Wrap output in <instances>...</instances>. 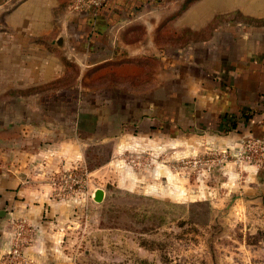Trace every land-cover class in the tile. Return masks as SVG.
Wrapping results in <instances>:
<instances>
[{
	"label": "crops",
	"instance_id": "0c3cea01",
	"mask_svg": "<svg viewBox=\"0 0 264 264\" xmlns=\"http://www.w3.org/2000/svg\"><path fill=\"white\" fill-rule=\"evenodd\" d=\"M69 3L0 0V264H9L18 221L26 227V243L13 264L67 261L56 224L64 212L48 174L77 161L82 144L45 133V127L49 104L67 105L73 97L79 104L87 75L111 74L132 91L145 90L139 93L145 102L133 104L132 122L150 127L152 133H142L147 137L201 136L210 149L218 143L231 152L248 137L264 136V0L192 3L184 25L211 26L219 15L218 28L183 47L175 46V29L160 35L153 29L165 19L162 10L175 3L108 0L95 16L72 13ZM197 10L204 15L198 20L192 14ZM135 26L141 31L131 38L128 31ZM69 89L78 94L69 97ZM111 101L113 107L120 104ZM80 111L74 110V137H83L84 122L90 121L92 133L84 135L99 139L105 117ZM250 166L264 188V162Z\"/></svg>",
	"mask_w": 264,
	"mask_h": 264
},
{
	"label": "rangeland",
	"instance_id": "374dc122",
	"mask_svg": "<svg viewBox=\"0 0 264 264\" xmlns=\"http://www.w3.org/2000/svg\"><path fill=\"white\" fill-rule=\"evenodd\" d=\"M196 1L164 0L175 8L162 10L168 16L154 33L175 29V46L183 47L214 32L219 15L211 26L184 25L187 8ZM202 13L192 14L198 20ZM109 77L87 75L79 104L76 97L61 106L51 99L48 107L45 133H62L82 144L77 161L63 162L48 174L64 212L56 224L65 264H264V188L254 178L253 162L240 157V149L225 151L218 143L210 149L201 136L147 137L142 133H152L150 127L132 122L133 104L145 102L139 94L145 90L132 91ZM77 94L67 91L69 97ZM111 97L121 105L113 107ZM77 109L105 117L99 139L84 135L92 133L90 121L84 122L83 137H74ZM122 110L130 116L119 117Z\"/></svg>",
	"mask_w": 264,
	"mask_h": 264
},
{
	"label": "built area",
	"instance_id": "2783aa9c",
	"mask_svg": "<svg viewBox=\"0 0 264 264\" xmlns=\"http://www.w3.org/2000/svg\"><path fill=\"white\" fill-rule=\"evenodd\" d=\"M107 0H70L69 9L72 13L79 15L95 16ZM240 157L249 162L261 164L264 162V136L260 138L248 137L239 150ZM26 231L23 221L16 223V239L10 253L9 264H13L15 259L21 256V247L26 243L23 233Z\"/></svg>",
	"mask_w": 264,
	"mask_h": 264
},
{
	"label": "trees",
	"instance_id": "16d2710c",
	"mask_svg": "<svg viewBox=\"0 0 264 264\" xmlns=\"http://www.w3.org/2000/svg\"><path fill=\"white\" fill-rule=\"evenodd\" d=\"M107 1H106V3H107ZM155 1H161V0H155ZM106 3L100 9H98V12H100V10L106 5ZM140 31H141L140 27L139 26H135V27L129 29L128 34H129V36H131V38H136L140 34ZM109 76H110L109 79H111L113 81H116V82L124 81L123 78H118L116 76L114 77L111 74Z\"/></svg>",
	"mask_w": 264,
	"mask_h": 264
},
{
	"label": "water",
	"instance_id": "95a60500",
	"mask_svg": "<svg viewBox=\"0 0 264 264\" xmlns=\"http://www.w3.org/2000/svg\"><path fill=\"white\" fill-rule=\"evenodd\" d=\"M101 195V190H98L96 193H95V199H99V196Z\"/></svg>",
	"mask_w": 264,
	"mask_h": 264
}]
</instances>
